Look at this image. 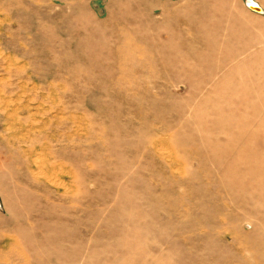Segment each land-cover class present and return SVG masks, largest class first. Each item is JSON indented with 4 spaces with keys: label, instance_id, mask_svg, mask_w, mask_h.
I'll list each match as a JSON object with an SVG mask.
<instances>
[{
    "label": "rangeland",
    "instance_id": "374dc122",
    "mask_svg": "<svg viewBox=\"0 0 264 264\" xmlns=\"http://www.w3.org/2000/svg\"><path fill=\"white\" fill-rule=\"evenodd\" d=\"M247 1L0 0V264H264Z\"/></svg>",
    "mask_w": 264,
    "mask_h": 264
},
{
    "label": "water",
    "instance_id": "95a60500",
    "mask_svg": "<svg viewBox=\"0 0 264 264\" xmlns=\"http://www.w3.org/2000/svg\"><path fill=\"white\" fill-rule=\"evenodd\" d=\"M246 7H247L250 11L255 12V13H257V14H260V15H263V14H264V12L262 11V9H261L259 6H257V5L246 4Z\"/></svg>",
    "mask_w": 264,
    "mask_h": 264
},
{
    "label": "bare ground",
    "instance_id": "6f19581e",
    "mask_svg": "<svg viewBox=\"0 0 264 264\" xmlns=\"http://www.w3.org/2000/svg\"><path fill=\"white\" fill-rule=\"evenodd\" d=\"M246 4H252V5H256V3H252V1H247ZM258 6V5H257ZM255 13V12H254Z\"/></svg>",
    "mask_w": 264,
    "mask_h": 264
}]
</instances>
